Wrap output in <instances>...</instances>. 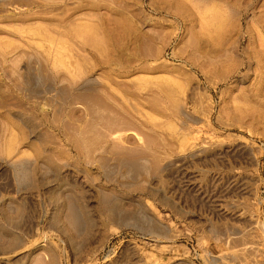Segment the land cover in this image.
<instances>
[{"label": "rangeland", "instance_id": "obj_1", "mask_svg": "<svg viewBox=\"0 0 264 264\" xmlns=\"http://www.w3.org/2000/svg\"><path fill=\"white\" fill-rule=\"evenodd\" d=\"M0 264H264V0H0Z\"/></svg>", "mask_w": 264, "mask_h": 264}]
</instances>
